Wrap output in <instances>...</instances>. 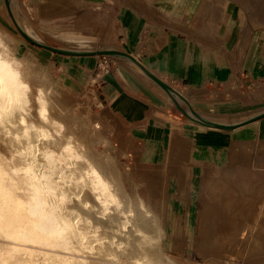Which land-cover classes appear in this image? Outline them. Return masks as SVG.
I'll return each mask as SVG.
<instances>
[{
    "label": "rangeland",
    "instance_id": "1",
    "mask_svg": "<svg viewBox=\"0 0 264 264\" xmlns=\"http://www.w3.org/2000/svg\"><path fill=\"white\" fill-rule=\"evenodd\" d=\"M17 1L19 15L31 21L37 37L45 44L58 48H79L83 52L121 48L122 30L115 23L113 10L125 6L138 9L161 28L173 32L189 36L192 33L190 30L206 31L213 35L215 44L216 38L227 27L233 36L232 42L229 39L227 45L229 43L234 51L238 50L236 58H244L251 49H256L259 44L264 45V0H100L92 1L94 4L91 5L84 0ZM200 1L201 3L194 5ZM52 4L62 7L63 13L51 14L49 8H52ZM6 5L3 4V9L10 24H0V33L11 40L16 54L26 59L36 73L44 72L51 77L52 83L47 84H52L56 89L51 96L75 118L70 120L71 127L76 130V127H85L86 124V115L79 110L80 104H76V100H87L92 110L99 114L97 116L102 127L109 134L108 141L103 144L95 135L91 141L99 153L112 154L106 161L101 155L99 159L116 171L124 189L139 203L142 202L161 223L166 231L163 244L167 254L179 264H205L211 259L216 264H264V227L255 223L251 232L246 234L240 224L248 222L247 216L237 217L241 213L238 209L241 206L240 198L249 194L248 198L251 200L264 190V145L243 140H230L218 147L212 143L204 145L200 140L201 136L196 137L200 133L198 126L160 87L142 74L158 89L172 110V114L164 116L169 121L168 127L158 126L159 133H155L167 136L169 130L171 140L158 146L159 152L154 153V138L144 137L142 133L134 132L130 126L123 125L112 117L101 97L100 78L111 72L117 60L134 67L131 59L110 54L67 55L36 45L26 39ZM181 5H188L190 8L180 13ZM153 6L159 7L161 17L155 14ZM195 6L200 13L190 20L186 12L193 10ZM110 7L113 8L111 12ZM218 45L221 49L226 44L222 41ZM51 55H54L56 62H49ZM230 55L228 57L232 61L233 57ZM75 60H85L90 65L97 66L94 72L87 71L94 78L93 82H87L86 71L80 73L76 70L73 75L68 73L65 62ZM237 69L230 68L229 73L235 74ZM28 82L32 88L30 106L22 102L19 112H23L22 115L29 122L31 119H38L40 115L36 92L38 86L44 84L37 78H28ZM171 84L189 96L194 110L207 117L209 115L215 121L241 123L264 112V91H254L249 85V92L244 95L239 90H230V96L240 97L239 101L231 100L224 105L217 103L227 99L217 92V99L203 108L201 105L198 107L194 97L206 101V93L209 91L184 87L183 83ZM181 102L188 107L185 102ZM158 115L162 113L158 112ZM78 131L81 132V129ZM210 138L213 139L214 136ZM242 142L248 145L247 150L251 148L248 154L232 155L231 149L236 145L238 148L244 147ZM22 144L0 141V150ZM0 170H3V174H0L1 224L16 234L32 230L40 222V218L29 209L27 199L31 195L25 188L17 186L13 175L4 174V167L1 165ZM72 197L75 199L74 195ZM236 224L239 226H235ZM258 227L261 231H258ZM8 234L11 235L10 232Z\"/></svg>",
    "mask_w": 264,
    "mask_h": 264
},
{
    "label": "bare ground",
    "instance_id": "2",
    "mask_svg": "<svg viewBox=\"0 0 264 264\" xmlns=\"http://www.w3.org/2000/svg\"><path fill=\"white\" fill-rule=\"evenodd\" d=\"M84 1L94 4L90 0ZM51 7V14L63 13L64 9L58 4ZM9 8L28 36L44 43L37 37L31 21L19 15L18 1L9 0ZM63 49L81 51L79 48ZM130 62L171 100L178 101L184 114L198 126L200 133L196 137L201 136L204 145L214 141L209 131L227 129L210 126L200 121V117L221 124H238L215 121L197 111L198 116L181 89L167 82L173 87L170 94L139 65ZM87 75V82H93L94 78L88 72ZM28 78L40 79L44 84L39 85L36 92L40 115L29 122L23 112H19L22 102L30 106L32 88ZM47 82L52 83L51 77L44 72L36 73L26 59L16 54L11 40L0 33V141L27 144L0 150V165L4 167V174L10 173L16 178L17 186L28 190L31 195L27 199L29 209L40 218L32 230L19 234L8 231V227L0 222V264H179L164 249L166 231L161 223L124 189L116 171L99 159L100 155L105 161L112 157L109 152L99 153L91 141L94 135L103 144L108 141L109 134L105 133L99 114L92 110L87 100H76V104H80L79 110L86 115V124L75 130L70 123L75 118L51 96L56 89ZM161 140L153 141L154 153L159 152L158 146L171 140L169 130ZM243 146L238 148L236 145L231 149L232 155H247L251 148L247 150L248 145ZM257 194V198L251 200L249 194L241 195V201L238 199L241 213L237 217L248 218V222L240 224L246 234L255 223L264 227V190ZM216 263L211 259L205 264Z\"/></svg>",
    "mask_w": 264,
    "mask_h": 264
},
{
    "label": "crops",
    "instance_id": "3",
    "mask_svg": "<svg viewBox=\"0 0 264 264\" xmlns=\"http://www.w3.org/2000/svg\"><path fill=\"white\" fill-rule=\"evenodd\" d=\"M97 1L100 2V0ZM5 2L0 0L1 25L10 24L3 9ZM198 3L201 1L194 5ZM184 7L182 5L179 7L180 13L189 6ZM153 8H155V14L161 17L159 7L153 6ZM112 10L113 8L110 7L109 12ZM113 11L115 23L122 30L123 35L122 47L118 50L134 55L151 72L170 84L171 82L183 83L184 87L191 86L209 91L206 93V101L197 96L194 97L198 107L201 105L207 108L209 103L217 99V92L222 97H227L217 102L224 105L229 104L231 100L239 101L240 97L230 96L232 89L239 90L243 95L249 92L247 85L252 86L254 91L256 89L264 91V45L259 44V47L251 49L247 56L240 59V56L236 58L238 50L234 51V47H231L229 43L227 45L229 39L232 42L233 38L232 31L227 27L225 32L217 36L215 44L213 35L206 31L190 30L192 36L173 32L167 28H161L152 18L140 13L134 7H117ZM187 13L192 20L200 12H197L195 6ZM222 41L226 45L219 49L218 44ZM229 55L233 57L232 61ZM54 59V55H51L49 62H56ZM65 65L68 73L72 75L76 70L80 73L94 72L97 67L85 60L67 61ZM233 67L238 69L231 75L229 69ZM99 83V88L102 89V100L112 117L121 121L123 125L130 126L134 132L142 133L144 137H152L155 141L162 139L163 133L162 136L155 133H159L158 126L168 127L169 121L164 116L172 114V110L158 89L140 72L129 64L117 60L111 72L101 77ZM186 96L190 101L189 96L187 94ZM158 112L162 115H158ZM208 134L215 136L214 141L208 143L215 144L217 147L229 143L230 140L256 141L264 145V117L239 125L234 130L209 131ZM219 141L221 143H218Z\"/></svg>",
    "mask_w": 264,
    "mask_h": 264
},
{
    "label": "water",
    "instance_id": "4",
    "mask_svg": "<svg viewBox=\"0 0 264 264\" xmlns=\"http://www.w3.org/2000/svg\"><path fill=\"white\" fill-rule=\"evenodd\" d=\"M6 1V4L9 8V0H5ZM10 10V8H9ZM13 17V15H12ZM14 19V17H13ZM15 21V19H14ZM16 23V21H15ZM16 25L18 26V28L21 30V32L23 33V35L26 37L27 40H29L30 42L36 44V45H40L46 49H49L51 51H54V52H58V53H65V54H69V55H95V54H101V55H105V54H110V55H117V56H124V57H127L129 59H131L132 61H134L137 65H139L143 71L149 75L151 78H153L159 85H161L164 89H166L167 91H169L170 94H172L171 92L173 91V87L171 85H169L167 82H165L164 80H162L161 78H159L156 74H154L153 72H151L145 65H143L139 60H137L134 55L130 54V53H127V52H124V51H120L118 49H105V50H97V51H86V52H83V51H73V50H67V49H63V48H58V47H53L51 45H48V44H45V43H40V42H37L35 41L34 39L30 38L20 27L19 25L16 23ZM174 102L176 103V105L178 106L179 109H181V111L184 113L185 110L184 108L178 103L177 100H174ZM193 112L195 114L198 115L197 111L193 109ZM200 116V115H198ZM264 117V112L263 113H260L254 117H251L241 123H238L236 125H233V124H221V123H216V122H213V121H208L202 117H200V121H203L205 123H207L208 125L210 126H215V127H219V128H225L227 130H231V129H234L235 127L239 126V125H242L244 123H247V122H250V121H253V120H256V119H260V118H263Z\"/></svg>",
    "mask_w": 264,
    "mask_h": 264
}]
</instances>
